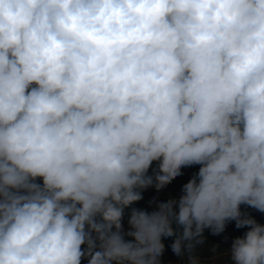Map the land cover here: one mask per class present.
I'll use <instances>...</instances> for the list:
<instances>
[{"label":"clouds","instance_id":"clouds-1","mask_svg":"<svg viewBox=\"0 0 264 264\" xmlns=\"http://www.w3.org/2000/svg\"><path fill=\"white\" fill-rule=\"evenodd\" d=\"M241 204L264 212V0H0V264H159L173 221L179 256L230 220L264 264Z\"/></svg>","mask_w":264,"mask_h":264},{"label":"trees","instance_id":"trees-1","mask_svg":"<svg viewBox=\"0 0 264 264\" xmlns=\"http://www.w3.org/2000/svg\"><path fill=\"white\" fill-rule=\"evenodd\" d=\"M185 167L186 166L181 168V173H182L181 175L182 176L185 174V172H187L185 170L186 169ZM200 167H201V165H198V164L192 165V166H187V169H190V171L192 173V178L197 174L196 172L199 171ZM151 168H152V165L150 166L149 169H151ZM179 177H180V175H178L175 178V180H178V182L180 181ZM191 179L188 178V180L185 183L181 181L182 189H181V191H179V194L176 196L170 195V193H169L166 196V198L164 197V195L159 197V196H157V190H155L152 187H149V189L146 188V189L140 190L141 192H143V194L145 193L144 196H142V197L146 198V201L149 203V206H148V208L144 207V204L141 202V201H143V199H141L137 202H133L131 205L124 208L121 223H122L123 233L125 234L124 235L125 240L134 242V237H130V236L126 235L127 232L132 231V229L128 223L132 209L143 210V211H147V212L151 213V212L157 210V206L160 203H165V202L169 201L170 199L179 200L180 196L183 194V186ZM168 189L169 188H167V190ZM145 209H147V210H145ZM240 211L242 214L241 218H244V217L252 218L258 224L264 225V212H260L257 209H255L251 206H248L246 204L240 205ZM172 227L174 229V235L171 237H162L161 239H162V243L164 244V249L173 255L176 264H189L190 256L198 258V264H215L214 259L217 257L218 254L221 253V250H220L221 245L218 241H216L218 239L217 238L218 234H213V232L210 228L204 229V232L202 234L203 243L202 244H196L191 252H189L187 250V248H184L182 250V254L178 256L173 252L171 245L174 243L177 236H179L180 233L183 231V228H182V226H178L175 223V221H173ZM113 230H115V229L113 228ZM249 230H250V226H244V227L237 228L236 227V221L230 220V221L226 222L223 232H228V233L232 234L233 237L236 239L238 237H243L245 235V233ZM223 232H221V233H223ZM221 233H219V234H221ZM187 243H188L187 241L184 242L185 245ZM193 243H194V241H193ZM86 247H87L86 245H82V250L85 249ZM88 259H89L88 257L82 258L81 264H88Z\"/></svg>","mask_w":264,"mask_h":264},{"label":"rangeland","instance_id":"rangeland-1","mask_svg":"<svg viewBox=\"0 0 264 264\" xmlns=\"http://www.w3.org/2000/svg\"><path fill=\"white\" fill-rule=\"evenodd\" d=\"M158 165L159 162L158 161H154L152 163V168L148 170L147 175L149 176H155L156 172H158ZM186 171L185 174L182 176L180 175V181L178 182V180L173 179L170 183H168L167 185H165L163 188H161L160 190H157L155 187V180L153 182V185L150 186L152 188H154L155 190H157V196H162L164 195V197L166 198V196L170 193V195L176 196L179 194V191H181L182 189V182H186L189 179L192 178V173L190 171V169H187V166L185 167ZM198 173V171L196 172ZM182 176V177H181ZM167 188H169L167 190ZM149 189V187H148ZM168 191V192H167ZM145 194V193H144ZM143 192H141V195L144 196ZM143 201H141L144 204V207L149 206V203L146 201L145 197H142ZM147 202V203H146ZM147 210V209H145ZM217 240L220 245H221V253L217 255V257L214 259V263L215 264H234V261L231 259V246L233 241L235 240V238L233 237L232 234L228 233V232H223L221 234L217 235ZM159 260V264H176L175 259L173 257V255L168 252L167 250H163V253L160 255V257L158 258Z\"/></svg>","mask_w":264,"mask_h":264},{"label":"built area","instance_id":"built-area-1","mask_svg":"<svg viewBox=\"0 0 264 264\" xmlns=\"http://www.w3.org/2000/svg\"><path fill=\"white\" fill-rule=\"evenodd\" d=\"M37 181L42 184V179L38 178Z\"/></svg>","mask_w":264,"mask_h":264}]
</instances>
